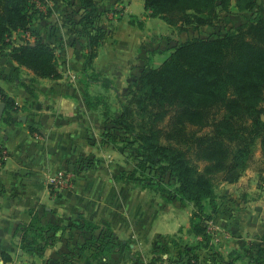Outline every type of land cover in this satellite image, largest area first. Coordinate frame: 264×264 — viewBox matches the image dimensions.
Instances as JSON below:
<instances>
[{"label": "trees", "instance_id": "trees-1", "mask_svg": "<svg viewBox=\"0 0 264 264\" xmlns=\"http://www.w3.org/2000/svg\"><path fill=\"white\" fill-rule=\"evenodd\" d=\"M39 1L0 0V54L5 52L37 76L57 78L60 71L55 46L39 38L33 41L12 38L17 30H29ZM233 1L238 11L251 10L252 15L216 36L193 35L176 40L159 63H146L142 67L137 79L129 84L117 114H111L110 118L109 110L104 108L111 126L102 132L103 140L120 138L136 160L135 168L125 177L147 179L148 185L162 188L164 183L159 174L167 173L177 197L194 205L188 224L197 241L179 251L177 261L172 260L178 263L185 255L184 263L195 264L193 258L199 257L196 250L211 245L212 234L207 224L215 211L216 174L243 169L256 143L264 158V1L259 4L257 0ZM231 2L143 0L150 16L178 29L212 25L218 11H228ZM79 3L82 12L78 22L88 41L82 65L87 76L89 62L96 55L104 31L94 25L95 0ZM130 20L142 24L135 16ZM94 80L100 79L88 77V81ZM100 81L108 83L105 77ZM0 100L5 104L0 120L9 121V111L15 110L16 104L1 88ZM85 100L94 107L100 103V96L86 91ZM86 227L96 226L87 221ZM59 228L52 223L40 224L32 217L17 231L23 247L41 250L49 242V232ZM103 231L88 240L93 245L90 254L93 264L96 261L106 264L109 255L123 245L112 238V233ZM254 244L242 252H230L228 263L246 257L252 264H264V240L257 243L255 251ZM164 258L153 253L147 260L136 257L133 262L159 264Z\"/></svg>", "mask_w": 264, "mask_h": 264}, {"label": "crops", "instance_id": "crops-1", "mask_svg": "<svg viewBox=\"0 0 264 264\" xmlns=\"http://www.w3.org/2000/svg\"><path fill=\"white\" fill-rule=\"evenodd\" d=\"M70 1V5H65L63 0H53L52 11L36 24L39 39L56 48L59 77L37 76L5 52L0 54V88L16 104V109L9 111L11 120H0V142L7 150L0 167V264H66L63 253L68 251L72 255L76 251L68 258L70 263L91 264L92 248L82 244L93 234L97 237L102 228L97 233L81 228L84 221L108 224L123 245L128 238L160 232L154 231L155 218L148 217V213L138 219L137 190L131 188L133 179L127 178L131 181L118 188L113 180L118 170L113 168L106 170V176L91 178L89 169L76 167L73 189L63 188L57 193L48 189L47 178L74 167L77 156L90 154L100 144L102 154L106 153L108 143L97 137L102 136L107 125L104 108L117 114L129 84L137 79L142 67L153 61L154 55H159L160 60L175 43L169 33L172 26L150 16L143 0H95L94 25L104 33L92 64L99 72L98 78L105 77L108 83L88 81L82 70L88 41L78 22L82 7L79 0ZM64 14L72 16L73 21L69 22ZM132 16L142 24L131 21ZM18 31L21 30L15 33ZM158 38L160 48L155 47ZM86 91L100 96V103L90 107L85 100ZM126 185H130L129 198H125ZM32 217L40 224L60 226L49 232V242L41 250L23 247L17 231ZM233 232L232 246L243 247L249 231L243 226ZM134 243L131 241L129 246ZM121 247L109 255L106 264H133L124 260Z\"/></svg>", "mask_w": 264, "mask_h": 264}, {"label": "rangeland", "instance_id": "rangeland-1", "mask_svg": "<svg viewBox=\"0 0 264 264\" xmlns=\"http://www.w3.org/2000/svg\"><path fill=\"white\" fill-rule=\"evenodd\" d=\"M263 1L264 0H257V4ZM232 2L231 8L228 11H218V15L212 25H202L197 28L187 26L183 29H178L172 26V31L169 33L173 38V41L176 42V40H181V38H187L193 35L216 36L223 33L225 29L238 25L252 15L251 10L244 12L238 11L234 6L233 0ZM63 3L65 5H70L71 1L63 0ZM35 7L38 9V12L33 15L29 30L14 32L12 38L18 40L19 37L25 36V38L28 37V39L32 41L34 38H40L39 32L36 31V24L41 19V16L44 17L52 11V7H54L53 0H41L36 2ZM64 15L69 22L73 21L71 18L72 16H69L68 14L67 16L66 14ZM154 17L156 21L160 19L157 16ZM161 21L167 25L163 20ZM155 40V44L157 45L155 47L160 48V42L158 43L160 38ZM164 54L167 55L168 52ZM166 55H161L160 60L158 59L159 55H154L153 61H149L148 63L157 64ZM92 61H90L88 65L87 77L102 80V77L98 78L99 72L94 68ZM108 116L111 118L112 115L110 114ZM109 119L106 120L107 125L104 126L102 131L111 126ZM97 137L103 136L98 135ZM107 143V149L105 150L106 155L102 154V144H100L97 148H94L95 150H92L90 154H81L77 156L73 164L74 167L64 170V173H68L71 177V185L67 187L63 186L58 190H52L51 193H57L63 188H74L76 183V173H74L73 170H75L76 167L77 170L79 169L82 171L89 169L91 172V178L101 175L106 176L108 173L107 171L111 168L118 170L116 171L118 173L113 179L118 188L119 185L125 181H131L125 176L127 175V172L135 168L136 160L132 156L129 146H124V143L120 138ZM199 164L202 166L203 162H199ZM159 175L164 183L162 188H160L161 186L148 185L147 179L133 180L132 182L134 183H132L131 188L137 190L135 198L139 210L138 219L148 213V217L155 218L154 231L160 232L156 233V235L154 234V236L144 234L142 236L139 235L141 236L140 238L139 236L138 238H128L126 244L121 247V252L125 255L124 260H129L133 264L134 258L137 257L147 260L153 253H160L165 257L163 261L170 264H186V262L184 263L186 257L183 253V257L180 259L179 263L174 261H177L179 258V251L182 250L186 244H194L197 241V237L190 232L188 224L194 205L191 201L177 197L172 190L174 185L173 180H170L167 173ZM125 184L127 183H124L123 185ZM133 184H136V186ZM129 187L130 185L125 186V198H129ZM215 193V211L207 224L208 229L212 234V239L210 240L211 245L207 248H199L196 250V253L199 255L198 259H191L192 261H196L195 264H213L214 262L223 264V260L226 264H230L228 263L230 260V252L234 250L242 252L244 248L252 242L255 243L252 246V249L255 251L257 243L264 240V158L261 155L258 143L254 145L252 155L243 169L235 168V170L232 169L222 174H216ZM206 205L207 210H209L207 202ZM96 208L99 209L98 206ZM86 222L87 221L80 223V227L88 229L86 227ZM90 223L92 226H96L91 228V230H95V233H97V230L101 227L102 229L100 230H104L103 232L106 234L112 233V238L117 242H121L122 239L114 236V233L108 224L100 226L93 222ZM243 226L245 230L249 231V236L244 237L243 247H233V230H240ZM172 228L174 229L169 231ZM90 237H87L84 240L82 244L84 248L89 246L93 249V245L88 241ZM131 241L135 242L134 246H129ZM74 254H76V251ZM74 254L72 255V252L70 251L63 253L64 260L68 261L66 264H72L68 258L70 259ZM94 263L99 264L97 261ZM91 264L93 263L91 262ZM231 264L252 263L249 262L248 258L244 257L234 259Z\"/></svg>", "mask_w": 264, "mask_h": 264}, {"label": "built area", "instance_id": "built-area-1", "mask_svg": "<svg viewBox=\"0 0 264 264\" xmlns=\"http://www.w3.org/2000/svg\"><path fill=\"white\" fill-rule=\"evenodd\" d=\"M7 157V150L4 145L0 142V167L5 162ZM47 186L50 191L58 190L63 186H70L72 183L71 177L68 173H64V171H59L53 175H50L47 178Z\"/></svg>", "mask_w": 264, "mask_h": 264}, {"label": "water", "instance_id": "water-1", "mask_svg": "<svg viewBox=\"0 0 264 264\" xmlns=\"http://www.w3.org/2000/svg\"><path fill=\"white\" fill-rule=\"evenodd\" d=\"M3 107H4V102L0 101V115L2 113Z\"/></svg>", "mask_w": 264, "mask_h": 264}]
</instances>
